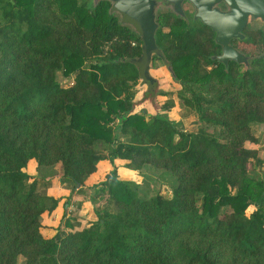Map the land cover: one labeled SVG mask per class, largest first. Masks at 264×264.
Masks as SVG:
<instances>
[{"label":"trees","instance_id":"trees-1","mask_svg":"<svg viewBox=\"0 0 264 264\" xmlns=\"http://www.w3.org/2000/svg\"><path fill=\"white\" fill-rule=\"evenodd\" d=\"M111 4L0 0V264H264V180L251 169L263 163L252 128L264 124L263 31L234 41L253 56L248 67L226 66L213 58L222 47L210 27L158 13L152 61L167 65L176 97L197 115L187 131L136 110L131 60L143 41ZM108 157L171 173L172 195L142 197L140 182L113 166L91 186L97 220L71 231L66 221L46 238L42 215L60 199L40 169L60 166L71 192L83 193Z\"/></svg>","mask_w":264,"mask_h":264},{"label":"rangeland","instance_id":"rangeland-1","mask_svg":"<svg viewBox=\"0 0 264 264\" xmlns=\"http://www.w3.org/2000/svg\"><path fill=\"white\" fill-rule=\"evenodd\" d=\"M79 1H88L89 4L95 6L98 4L100 0H79ZM251 25L261 26L262 22L254 21L252 22ZM149 71L151 78L144 77L140 71L141 81L134 98V102L137 108L136 110L140 111V109L142 110V108H145L151 114L176 121L181 129L187 131L196 130L200 126L197 119V115L192 110L182 106L180 100L176 97L175 92L179 86L174 82L173 77L170 74L167 65H165V63L162 60L155 59L154 61H151ZM57 78L65 86H69L73 82L72 78L69 79L65 77L62 74V72L58 73ZM148 89H152L154 92L153 95H151L150 97H147L146 95ZM169 99L174 100V106L170 109H165L163 105H165V103ZM252 128L258 137V143L254 144L253 147L258 149L260 157L263 160V163L260 166H258L255 169L251 168L252 175L258 179L264 180V124L256 123L252 125ZM102 152L104 155L107 154V152L104 151ZM105 160L106 162L99 163V169L96 172V175L94 174L92 180L84 188L83 195L74 194L76 191L71 194L70 196L71 198H73V196L75 195L76 198L75 205L79 206L81 204L84 205L85 203H91V205H93V201L90 198L93 192L91 186L102 181L105 175L111 171L113 166L117 167L118 170V165H117L118 159H115L114 163H111L109 157L106 158ZM123 168L118 171L120 172L119 175L122 179H133L132 177H136L137 179L138 178L140 179V195L142 197H150L158 193H161L166 197H170L172 195L173 188L177 184V180L174 177V175H172L169 172H166L165 170L156 169L152 166H146L141 171H137L132 167L130 168L127 166H125L124 169ZM130 170L133 171V173L128 175ZM125 171L127 172L124 173ZM61 176H62V169L60 166H55V168H51V169L50 168L40 169L41 180L45 182L46 180H48L47 182L49 185L53 184L55 180L56 181L60 180L63 183ZM69 185L71 186V184ZM48 188L49 186L45 189L46 192ZM99 204L102 206L105 205V203L101 201L99 202ZM252 209H254V206H251V210ZM92 210L93 212H95L94 215H92ZM89 211L91 212L93 218H97L94 205Z\"/></svg>","mask_w":264,"mask_h":264},{"label":"water","instance_id":"water-1","mask_svg":"<svg viewBox=\"0 0 264 264\" xmlns=\"http://www.w3.org/2000/svg\"><path fill=\"white\" fill-rule=\"evenodd\" d=\"M111 14H118L121 22L133 27L143 41V54L132 59L146 78H151L150 64L153 54H161L156 42V10L160 5L170 4L178 14L185 15L184 0H110ZM194 6V19L216 32L215 41L222 46L221 54L214 56L226 66L236 61L250 65L251 56L246 55L231 44L233 38L243 37V30L250 20L264 22V0H187ZM227 5L226 9L220 3ZM264 30V28H263ZM264 59V53L259 56ZM80 184L78 183V187Z\"/></svg>","mask_w":264,"mask_h":264},{"label":"crops","instance_id":"crops-1","mask_svg":"<svg viewBox=\"0 0 264 264\" xmlns=\"http://www.w3.org/2000/svg\"><path fill=\"white\" fill-rule=\"evenodd\" d=\"M103 162H106V160H102L100 163H103ZM117 162H118L117 165H118V171H119L123 168L125 162L120 159H118ZM28 171L32 175L37 176L38 172H37V161L36 160L30 161L28 165ZM126 172L127 171H125L124 173ZM132 173L133 171L130 170L128 175ZM132 178L140 182L139 178L138 179L136 177H132ZM47 194L55 198H59L60 202L58 206L52 212L50 213L45 212L42 215V233L46 238L54 237L56 233L58 232L59 226L66 221H69L71 227H73V228L67 227L66 230L71 231L72 229L79 230V229L88 227L95 220H97V218L92 217V215H94L95 212H93L92 210V215H91V212L89 211L93 206L91 205V203H85L81 207L75 205L76 198H75V195L73 196V198L70 197L72 192H71L69 183L67 182L62 183L60 180H57V181L55 180V182H53V184L49 186L47 190ZM74 194L83 195V193H78V192H75Z\"/></svg>","mask_w":264,"mask_h":264},{"label":"flooded vegetation","instance_id":"flooded-vegetation-1","mask_svg":"<svg viewBox=\"0 0 264 264\" xmlns=\"http://www.w3.org/2000/svg\"><path fill=\"white\" fill-rule=\"evenodd\" d=\"M220 5V7L222 8V9H226L227 8V5L224 3V2H222V3H220L219 4ZM182 7H183V10H184V12H185V15H181V14H178L177 12H175L174 10H173V7L170 5V4H167V5H160L158 8H157V10H156V21H157V16H158V13L160 12V11H163V10H165V11H170V12H172L173 14H175V15H177V16H180V17H182V18H185V19H189L190 17H192V18H194V6H193V4H191V2L190 1H187V0H184L183 2H182ZM254 21H261L262 22V25L261 26H252L251 24H252V22H254ZM263 28H264V22L262 21V20H260V19H257V20H250L249 22H248V24H247V26L245 27V29L243 30V34H244V36L243 37H239V38H233L232 39V41H231V44L234 46V47H237L236 45H235V40L236 39H244L245 38V30L246 29H261L262 31H263V33H264V30H263ZM215 36H216V32H215ZM217 45H219V44H217ZM220 47H222L221 45H219ZM249 56V55H248ZM252 58H253V56H251ZM251 58V59H252ZM251 61V60H250Z\"/></svg>","mask_w":264,"mask_h":264}]
</instances>
